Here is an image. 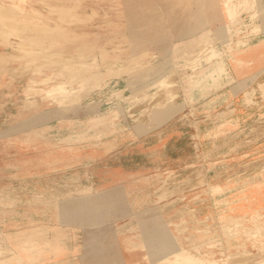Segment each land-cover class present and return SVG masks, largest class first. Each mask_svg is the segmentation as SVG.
Here are the masks:
<instances>
[{"label": "rangeland", "instance_id": "374dc122", "mask_svg": "<svg viewBox=\"0 0 264 264\" xmlns=\"http://www.w3.org/2000/svg\"><path fill=\"white\" fill-rule=\"evenodd\" d=\"M263 39L264 0H0V264L59 240L73 261L87 227L125 236L138 264H264V114L230 133L232 99L214 101L234 86L226 63ZM176 114L212 121L211 144L195 132L183 170L137 178L148 204L113 210L88 173L118 129Z\"/></svg>", "mask_w": 264, "mask_h": 264}, {"label": "crops", "instance_id": "0c3cea01", "mask_svg": "<svg viewBox=\"0 0 264 264\" xmlns=\"http://www.w3.org/2000/svg\"><path fill=\"white\" fill-rule=\"evenodd\" d=\"M237 60L233 64L226 63L227 76L233 80L234 86L232 89L227 87L228 89L226 88V91L219 98L214 99L216 102L220 101L222 97L228 94L230 95L229 98L232 99V107H235L232 118L233 127L226 128L230 133L246 127L259 114H264V88H260V85L264 84V39L251 43L246 50L238 55ZM205 101H208V103L197 104V107L194 106L195 109L193 110L198 118L204 117L206 113H211L210 106L212 103H209L210 100L207 99ZM177 115L169 118L157 128L144 133L137 134L142 129L135 128L133 125H130L129 129L122 131L118 129L115 132L116 135L112 139V144L116 145V149L113 150V155L106 159L99 158L101 162L94 170L88 173L90 178L95 179L98 193H104L107 180V183L111 184L110 187H114L111 193L118 194V196L112 202L113 210L137 209L140 205L148 204L149 202L146 199L148 195L154 192L150 186L139 183L137 178L144 177L147 174L146 170L150 169L170 168L183 170L186 164L191 162L194 157L195 140L193 136L195 132L204 136L203 144H211L212 130L215 128L212 121H196L197 117H192L193 119L191 120L188 116L179 117ZM103 127H105V124H103ZM97 130L100 133L105 131L101 132L99 125ZM102 134H105V132ZM102 138L104 137L102 136ZM100 150L102 151H98V157L101 152H105L103 148ZM103 155L106 156L105 154ZM126 194L128 195L126 198L121 196ZM103 203L104 199H101L97 204ZM129 204H133V207L128 206ZM44 208L45 211H48L47 207ZM64 208L61 207L59 209L63 210ZM55 219L60 223L59 217H55ZM96 225L98 226L99 224ZM87 228L83 233H80L79 238V244L84 241L86 247L79 249V254L75 260L68 261V263L64 262L72 256L68 253L69 245L59 240L54 245L55 247L53 245L43 247L41 246L43 244H40L39 246L35 245V249L25 250L27 251L26 254L25 252L21 253L20 264H35L33 261L35 257H40L36 262L47 260L44 264H138V257L133 252V249L127 247L125 236L111 232L109 239L102 237L101 240L96 239V241H93L95 230ZM25 241L35 242L38 240L27 239L20 235V242ZM41 241L40 243L53 242L54 239L48 238ZM52 247L60 249L55 252ZM138 250L142 251V249ZM63 251L65 252L64 254L62 253ZM105 251L109 253V259L104 258ZM42 254L43 256L41 257L40 255ZM145 254H142L141 257L144 258Z\"/></svg>", "mask_w": 264, "mask_h": 264}, {"label": "bare ground", "instance_id": "6f19581e", "mask_svg": "<svg viewBox=\"0 0 264 264\" xmlns=\"http://www.w3.org/2000/svg\"><path fill=\"white\" fill-rule=\"evenodd\" d=\"M171 88V87H170ZM172 90V89H171ZM173 91V90H172ZM173 93V92H172ZM171 96H172V94H171ZM161 98V97H160ZM197 185V184H196ZM4 236V235H3ZM179 257V256H178ZM181 260V259H180ZM183 260V259H182ZM179 262V261H178ZM185 263H187L186 261H184ZM184 262H182V263H184ZM177 263V262H176ZM180 263V262H179ZM181 264V263H180Z\"/></svg>", "mask_w": 264, "mask_h": 264}]
</instances>
